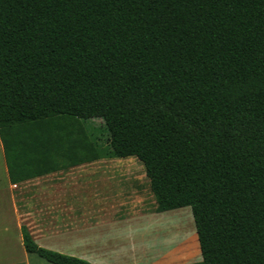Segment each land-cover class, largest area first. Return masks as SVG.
I'll use <instances>...</instances> for the list:
<instances>
[{"label": "trees", "instance_id": "16d2710c", "mask_svg": "<svg viewBox=\"0 0 264 264\" xmlns=\"http://www.w3.org/2000/svg\"><path fill=\"white\" fill-rule=\"evenodd\" d=\"M58 115L191 207L189 264H264V0H0V127Z\"/></svg>", "mask_w": 264, "mask_h": 264}, {"label": "crops", "instance_id": "0c3cea01", "mask_svg": "<svg viewBox=\"0 0 264 264\" xmlns=\"http://www.w3.org/2000/svg\"><path fill=\"white\" fill-rule=\"evenodd\" d=\"M71 121L77 122L67 129L75 142L63 149L53 129ZM186 207L159 211L144 163L136 156H100L72 116L0 127V264H54L26 251L25 235L94 264H158L164 247L177 248L183 237L141 238L142 223L149 230L158 216Z\"/></svg>", "mask_w": 264, "mask_h": 264}, {"label": "rangeland", "instance_id": "374dc122", "mask_svg": "<svg viewBox=\"0 0 264 264\" xmlns=\"http://www.w3.org/2000/svg\"><path fill=\"white\" fill-rule=\"evenodd\" d=\"M78 121H80L81 123V120ZM98 122L99 121L97 120L96 123ZM62 126L63 127H57L53 129V141L56 142V144L63 149H66V147H73L75 140L73 139L71 134L68 133V130L70 128H73L74 126H77V123H75V121H71L68 122L66 125L62 124ZM47 141L51 140L48 139ZM70 156L73 158L76 155H74L73 153ZM6 214L7 215H5L4 221L7 224L13 226L12 215L10 213ZM145 224L146 223L144 222L142 223L143 230L141 231V238H143V236H148L149 240H155L156 238L162 237V235L167 236L172 233H176L177 235H181L183 237V239H181L180 241L181 245H178L177 248L164 247L165 256L163 255L164 257L160 258L161 262H159L158 264H189L202 260V253L199 246L191 207L183 208V210H177L163 217L158 216L155 220L149 222V230L146 229L144 231ZM152 226H154L155 229L152 230ZM137 231L138 230H132V232H135L136 234Z\"/></svg>", "mask_w": 264, "mask_h": 264}]
</instances>
